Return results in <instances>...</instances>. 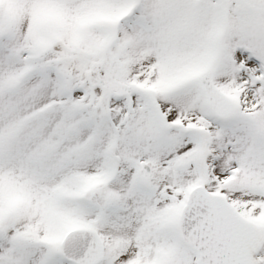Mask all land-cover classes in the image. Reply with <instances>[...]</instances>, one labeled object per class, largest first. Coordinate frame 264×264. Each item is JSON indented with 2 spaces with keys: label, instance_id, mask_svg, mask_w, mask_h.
I'll list each match as a JSON object with an SVG mask.
<instances>
[{
  "label": "snow or ice",
  "instance_id": "obj_1",
  "mask_svg": "<svg viewBox=\"0 0 264 264\" xmlns=\"http://www.w3.org/2000/svg\"><path fill=\"white\" fill-rule=\"evenodd\" d=\"M0 264H264V0H0Z\"/></svg>",
  "mask_w": 264,
  "mask_h": 264
}]
</instances>
